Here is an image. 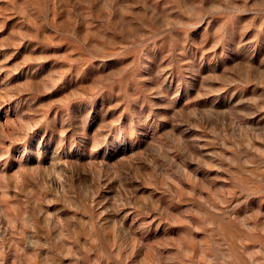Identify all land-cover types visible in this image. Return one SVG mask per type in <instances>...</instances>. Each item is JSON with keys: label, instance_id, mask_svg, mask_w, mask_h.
Segmentation results:
<instances>
[{"label": "rangeland", "instance_id": "obj_1", "mask_svg": "<svg viewBox=\"0 0 264 264\" xmlns=\"http://www.w3.org/2000/svg\"><path fill=\"white\" fill-rule=\"evenodd\" d=\"M0 264H264V0H0Z\"/></svg>", "mask_w": 264, "mask_h": 264}]
</instances>
